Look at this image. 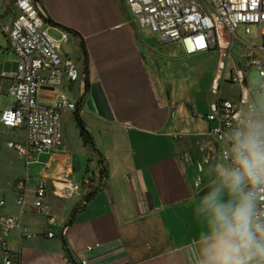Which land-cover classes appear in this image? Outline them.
Segmentation results:
<instances>
[{
	"label": "crops",
	"instance_id": "0c3cea01",
	"mask_svg": "<svg viewBox=\"0 0 264 264\" xmlns=\"http://www.w3.org/2000/svg\"><path fill=\"white\" fill-rule=\"evenodd\" d=\"M34 2L49 33L61 37V52L62 44L72 41L83 55L87 87L82 97L73 98L94 148L81 135L64 133L60 151L36 155L28 164L15 148L25 141L24 127H6L0 120V202L5 203L0 206V264L6 251L15 264H196L201 237L209 229L195 209L214 186L216 166L226 163L222 143L210 134L213 124L205 118L217 95L211 89L204 110L198 103L171 99V91L162 97L145 56L156 53L144 34L149 29L139 25L127 0ZM6 4L0 6V20L7 25L14 13ZM170 44L173 54L191 57L180 42ZM195 55L212 61V88L218 52ZM17 69V56L7 51L0 58V115L15 105L8 90ZM41 96L51 100L49 92ZM65 174L80 186L79 194L66 197L60 191ZM27 178L22 211L16 185ZM39 180L48 184L46 205L57 220L53 238L47 235L46 217L35 211ZM7 217L17 219L25 231L6 228Z\"/></svg>",
	"mask_w": 264,
	"mask_h": 264
},
{
	"label": "built area",
	"instance_id": "2783aa9c",
	"mask_svg": "<svg viewBox=\"0 0 264 264\" xmlns=\"http://www.w3.org/2000/svg\"><path fill=\"white\" fill-rule=\"evenodd\" d=\"M5 3V9L11 8L14 15L10 24H2L0 20V26L18 58V69L8 90L15 105L6 108L0 120L6 127H24L25 141L16 144L15 148L29 164L36 155L62 149L64 128L60 111L75 112L78 104L72 93L76 90L82 97V87H87V75L80 72L72 57L62 54V40L49 33L34 0H0V6ZM127 3L142 28L149 29L164 43L180 42L188 56L211 50L218 52V76L212 84L217 99L210 105L205 118L213 124L210 134L222 143L223 159L231 148L232 134L243 127V122L264 117L250 93L246 77L252 70L258 71L262 80L260 89L264 92V0H127ZM240 28L243 39L238 36ZM253 32L257 43L250 46L245 39ZM62 39L68 41L69 34L64 33ZM236 40H240L247 50L241 57L249 60L245 67L235 65ZM254 48L261 53H256ZM230 64L231 82L239 85L241 90L236 98L224 99L218 93L219 81ZM42 91L51 93L50 101L41 96ZM60 182V191L66 197L79 194L80 186L71 182L69 175L65 174ZM28 184L27 178L16 185L17 203L22 211L26 205ZM47 193V182L39 180L35 190V211L46 217L50 229H53L57 220L46 205ZM4 204L0 202V206ZM257 206L264 210V194L259 195ZM3 224L8 229L15 227L25 231L14 217L4 218ZM52 229L47 233L49 238L56 236ZM92 249L88 248L89 251ZM3 264H15L7 251ZM81 264L88 262L82 260Z\"/></svg>",
	"mask_w": 264,
	"mask_h": 264
},
{
	"label": "clouds",
	"instance_id": "9594fccd",
	"mask_svg": "<svg viewBox=\"0 0 264 264\" xmlns=\"http://www.w3.org/2000/svg\"><path fill=\"white\" fill-rule=\"evenodd\" d=\"M216 166V179L196 207L208 233L196 264H264V117L248 119L232 134L230 150ZM227 194V199H225Z\"/></svg>",
	"mask_w": 264,
	"mask_h": 264
},
{
	"label": "rangeland",
	"instance_id": "374dc122",
	"mask_svg": "<svg viewBox=\"0 0 264 264\" xmlns=\"http://www.w3.org/2000/svg\"><path fill=\"white\" fill-rule=\"evenodd\" d=\"M9 19L7 17L8 22ZM145 36L147 40L155 49V55L151 57L149 54L145 53L146 59L148 60L150 70H155V80L158 86V89L161 91L163 89L162 97L165 99L166 90L171 91V99L181 102V101H192V103H198L200 110L207 109L204 105V102L208 100L209 96L211 97V84H210V70L212 61L204 62L203 56L195 55L191 57L184 56L181 53L175 52L172 53L173 45L170 43H164L159 41V38L156 34L152 33L150 30H145ZM239 39L244 38L242 29L238 31ZM55 38L60 39V36H55ZM255 33L251 34V37L246 41L250 46L254 45ZM181 47V46H179ZM79 48L74 42L69 41L68 43L62 44V54L70 55L78 65V68L81 73L84 72V58ZM7 51L14 53L10 49L9 41L4 34L2 28L0 27V58L7 53ZM247 53L245 45L241 43L240 40L235 41V48L233 51L235 65L240 68V66L245 67L249 60L241 57ZM261 53V51H260ZM258 52V54H260ZM239 64V65H238ZM231 69L232 65H228L225 74L220 82L219 87V96L224 99H233L236 98L237 93L241 90L240 86L233 84L231 82ZM248 79V85L250 93L255 101V103L260 107L264 115V92L261 91L260 86L262 83L259 73L256 70H252L246 75ZM75 99L78 95L77 91L74 90L72 93ZM197 105V104H196ZM195 109L197 107H194ZM197 110V109H196ZM195 110V112H196ZM61 118L63 122L64 133L70 136L77 135L80 137L81 128L76 123L74 118V113L67 112L66 110H61ZM82 117L84 115L81 114ZM94 131V129H93Z\"/></svg>",
	"mask_w": 264,
	"mask_h": 264
},
{
	"label": "trees",
	"instance_id": "16d2710c",
	"mask_svg": "<svg viewBox=\"0 0 264 264\" xmlns=\"http://www.w3.org/2000/svg\"><path fill=\"white\" fill-rule=\"evenodd\" d=\"M74 35H78V33L76 32H73ZM81 121V120H80ZM82 123V121H81ZM83 125V124H82ZM80 135H81V138H82V141L84 142V144L86 145H89L90 147L94 148L93 147V138H92V135L90 134V132L86 129L85 126H82L81 128V131H80ZM99 163L101 164V174H104L106 173V168L103 166V160L100 158L99 159ZM97 190H94V191H91L87 196H86V202L89 201L93 196L94 194L96 193ZM64 246L66 248L67 247V244L64 243Z\"/></svg>",
	"mask_w": 264,
	"mask_h": 264
},
{
	"label": "water",
	"instance_id": "95a60500",
	"mask_svg": "<svg viewBox=\"0 0 264 264\" xmlns=\"http://www.w3.org/2000/svg\"><path fill=\"white\" fill-rule=\"evenodd\" d=\"M79 114H80L79 105H77V108H76V110L74 112V118H75L76 123L79 125V127L82 128L83 125H82V123L80 121ZM71 222L72 221H70L69 223H71ZM63 242L65 243L64 238H63Z\"/></svg>",
	"mask_w": 264,
	"mask_h": 264
}]
</instances>
